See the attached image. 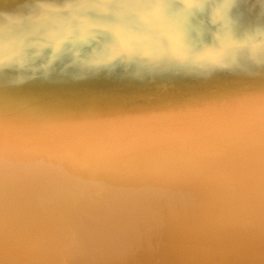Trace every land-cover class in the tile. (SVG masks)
Here are the masks:
<instances>
[{"label": "bare ground", "instance_id": "1", "mask_svg": "<svg viewBox=\"0 0 264 264\" xmlns=\"http://www.w3.org/2000/svg\"><path fill=\"white\" fill-rule=\"evenodd\" d=\"M76 1L0 6V264H264L258 150L246 166H229L243 176L242 191L226 194L224 212L208 218L200 217L199 175L133 164L179 153L171 133L228 106L234 123L257 117L258 100L235 102L264 93V66L205 67L180 88L175 79L184 70L164 74L159 61L102 69L98 63L116 61L106 55L120 47L106 51L67 31L73 25L64 13ZM197 1L172 0L190 8ZM242 1L247 12L264 16V2H231ZM263 31L258 24L255 33ZM120 37L111 36L127 45L135 34ZM217 73L225 79L218 75L213 84L209 77ZM241 218L246 231L236 234Z\"/></svg>", "mask_w": 264, "mask_h": 264}, {"label": "water", "instance_id": "2", "mask_svg": "<svg viewBox=\"0 0 264 264\" xmlns=\"http://www.w3.org/2000/svg\"><path fill=\"white\" fill-rule=\"evenodd\" d=\"M199 1L201 0L191 4L195 5V8L191 10L192 6L189 4L177 6L172 0H77L70 3L74 6L70 8V11L63 13H68L67 19L73 25L69 27L72 30L67 31L74 35L77 33L80 36L86 35L84 40L90 46L96 43L99 48L106 51L110 46L120 47L119 54L112 52L106 55L108 57L116 55V61L111 63L104 60L98 63L97 67L102 69L105 66L126 62L143 69L154 64L153 62L149 64V60L159 61L162 62L163 67H167L164 68L166 70L164 74L169 75L173 70L174 72L184 70L186 76L177 75L175 79L177 80L175 86L180 88L190 86L205 67L212 68L213 65H221V63L228 65V62L235 69L244 67L251 70L255 65L263 67L264 33H255L247 26L250 22L252 25L264 24V16L252 13L257 15L255 17L248 14L244 8L247 5L246 2L249 3L248 1L238 2V7L233 5L232 0L230 2L220 0L226 3L225 7L221 6L222 3L217 0H211L215 2L211 5H208L209 1L207 3ZM259 2L263 3L264 0H251L250 3L254 6ZM9 3L12 2L8 1L6 4ZM220 7L224 9L219 10ZM63 13L60 12V18ZM40 17L41 15L34 16L32 19L37 20ZM58 29H60L59 25L56 27V30ZM54 33L58 34L56 31ZM92 34L103 35L110 39H99ZM115 34L118 37L123 34H135V37H128L127 42H131L123 45L112 40L111 36ZM260 35L261 39H259ZM119 39L124 40L121 37ZM114 47L110 48L114 49ZM197 65L196 69L189 68ZM71 73L58 74L64 77L83 78L81 75ZM214 75L217 78L211 75L209 80L213 84H218V75L221 76V74ZM221 77L220 80L223 81L225 77ZM113 94L103 97L109 99ZM96 97H101V95L90 98Z\"/></svg>", "mask_w": 264, "mask_h": 264}, {"label": "snow or ice", "instance_id": "3", "mask_svg": "<svg viewBox=\"0 0 264 264\" xmlns=\"http://www.w3.org/2000/svg\"><path fill=\"white\" fill-rule=\"evenodd\" d=\"M259 101L260 110L257 117L249 118L242 123H234L228 119L232 112L230 106L222 112H216L205 119L193 121L181 133H171L168 141L179 145V153L162 151L154 159L133 161L134 167L144 170H176L199 175L204 182L205 203L200 210L201 218H208L224 212L226 194L238 196L242 191L243 176L234 172L231 164L239 161L246 166L250 153L258 150L260 157V198L259 210L264 217V93L258 97H245L236 101L243 104ZM136 135V134H133ZM141 137H137L132 149ZM199 141L201 147L190 146ZM236 234L246 231L242 218L233 229Z\"/></svg>", "mask_w": 264, "mask_h": 264}, {"label": "rangeland", "instance_id": "4", "mask_svg": "<svg viewBox=\"0 0 264 264\" xmlns=\"http://www.w3.org/2000/svg\"><path fill=\"white\" fill-rule=\"evenodd\" d=\"M8 1H11V0H0V6L2 5V4H5V3H7ZM251 4V3H250ZM224 6V5H223ZM226 6V5H225ZM224 6V7H225ZM224 7H220L219 8V10L220 9H224ZM190 9H194V8H190ZM248 14H250L249 13V10H248V12H247ZM253 13V12H252ZM256 14H259L260 15V12H259V10H257V13ZM253 16H257V15H254V14H252ZM258 23H256V24H254V25H252V23L250 22L249 23V26H247L248 28H251L252 29V31H255L256 29H257V27H258V25H257ZM230 27V26H229Z\"/></svg>", "mask_w": 264, "mask_h": 264}]
</instances>
